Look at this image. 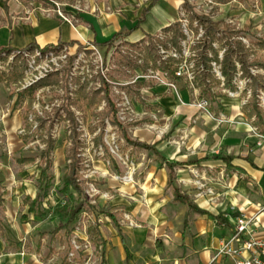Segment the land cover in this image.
<instances>
[{"label": "crops", "instance_id": "0c3cea01", "mask_svg": "<svg viewBox=\"0 0 264 264\" xmlns=\"http://www.w3.org/2000/svg\"><path fill=\"white\" fill-rule=\"evenodd\" d=\"M56 1L64 5L62 9L65 13L76 18L75 26L55 15L46 14L41 10L39 2L0 0V50L8 48L17 51L32 46L47 49L56 45L83 46L86 43L101 46L117 35H122L121 38L128 44H137L148 36L158 35L178 23L183 10L182 0ZM77 1L81 2L83 7L80 12L72 8ZM179 90L185 101L190 100L191 96L197 97V94L188 92L182 84L179 85ZM163 96L156 101L155 105L160 106L157 109L165 110L167 113L175 111L177 115L185 116L187 120L194 117L197 120L207 118L197 106L183 108L177 105L178 99L173 93L164 92ZM224 100L221 98L219 102L225 110L223 108L222 112L215 111L214 115L229 121L239 113L236 114L228 108ZM240 115H244L243 112ZM218 129H224L223 123L213 125V132L210 133V137H213L210 142V153L204 156L193 155L184 158L185 155L180 154V158L174 161L163 156L159 150L160 144L145 143L149 146L155 145L160 155L152 150L135 147L144 153H154L162 162L159 164V172L162 174L160 173L161 177L157 181L155 172L146 173L148 183L138 185L143 192L142 195L136 194L137 190L130 193L118 190L119 194L112 201L111 214L116 216L119 212H129L130 224L126 227L121 226L117 219L120 233L106 217L112 225L106 226L108 237L101 231L106 243L101 263L104 260V264H235V260L217 258L216 254L220 246L233 236V219L239 212L254 216L258 209L264 206V148H258L250 153V147L255 142H252L245 129L229 137H220L216 132ZM213 156H226L233 161L228 164L222 160H204ZM194 159L201 161V164L186 165ZM168 165L177 166L174 171L180 194L187 197L193 206L204 211V214L193 212L187 204L174 200L173 191L168 187ZM215 167L218 170H214ZM208 169L210 173L214 170L222 178L226 172L230 173L234 188L240 180L244 184V188L238 190L240 193L238 192L239 195L230 208L203 207L198 204V200L183 192V185L188 183L186 179L188 172L194 173L197 170L198 173L207 174ZM151 181L157 182L154 187L149 186ZM205 203L208 205V202ZM22 207L27 208L23 206V201ZM2 212L11 213L6 200ZM138 213H141L143 218L138 216ZM97 216L100 217L101 214ZM98 222L96 223L99 225ZM7 238L12 242L22 243L8 236ZM22 249L23 244L20 249L10 247L0 236V264H44L38 254L23 253Z\"/></svg>", "mask_w": 264, "mask_h": 264}, {"label": "rangeland", "instance_id": "374dc122", "mask_svg": "<svg viewBox=\"0 0 264 264\" xmlns=\"http://www.w3.org/2000/svg\"><path fill=\"white\" fill-rule=\"evenodd\" d=\"M221 5L214 10L216 21L225 22L233 29L246 30L251 27L252 35L264 36V0H228ZM247 41L249 42L248 39ZM148 42L155 46L154 42ZM221 46L219 45V48ZM134 50L139 51L137 47H134ZM139 53L141 54V52ZM145 58H147L146 54ZM149 59L154 60L151 57ZM121 67L123 68V66ZM118 70L120 81L129 79L130 76L124 70L121 71V68ZM154 84L152 81L149 86L153 87ZM182 86L186 85L183 83ZM238 86L243 89L240 83ZM78 88L77 85L74 90H78ZM222 90V87H218L216 92H222ZM157 92L162 93L161 91ZM188 92L193 93V90L188 89ZM231 94L233 95L230 96L229 92L226 93L224 103L239 115L229 121L214 115L215 111L222 112V110L218 104L213 103L209 111H202L207 117L205 120H197L196 117L187 120L185 116H179L175 111L168 113L162 109L150 111L135 103L133 106L134 113L129 112L123 116L127 134L133 142L160 144L159 150L163 156L168 160L175 161L180 158V154L187 158L210 153V142L213 139L210 137V133L213 132V125L223 123L224 129L216 131L220 137L237 135V133L242 132V129H245L248 136H251L252 142H255L250 147L249 152L252 153L258 149L257 138L250 131L252 124L244 115H240L245 98L241 96V92ZM62 95L59 89L50 91L39 103L36 101L24 103L20 110H13L5 122L0 123V182H2V192L7 206L11 210V213L8 214L0 211L1 225L9 238L22 242L23 253L38 254L44 264L60 263V254L64 250L58 240L51 243L49 233L56 228L59 222V215L55 211L57 206L56 189L61 185L62 178L66 173L65 149L69 146L66 134L68 128L63 122L56 123L53 135L57 140L58 149L53 155L54 188L43 204V208L47 210V217L45 219L35 218L33 215H28V209L22 207V201L27 195L34 198L37 196V180L40 176V171L37 169L40 156L38 148L43 149L45 145L41 139L37 138L32 140L30 144L26 143L25 136L34 130L35 124L28 123L24 119V115L28 111L38 112L37 110L43 113L47 107L50 111L53 106L62 103L59 99ZM200 101L199 97L192 96L190 100L185 101L182 96V103L177 100V105L189 108L196 106V103L198 104ZM151 102L150 106H156L155 99ZM7 105L12 107L10 106L12 100L8 86L0 85V110L7 109ZM221 106L225 110L222 104ZM82 113L84 114V128L86 130L83 135L85 143L83 157L87 168L83 180L85 181L86 192L92 200V204L96 206V213L94 215L82 214L71 225L75 239L84 242L83 244L76 243L77 250L82 255L79 257V254H76L72 264H100L102 247L92 243L88 228L99 221L101 231L108 237L109 232L106 226L112 225V223H109L104 215L98 217L97 214L112 212V201L119 194L118 190L126 193L137 190L136 194L142 195L143 192L138 185L148 183L146 174L148 171L155 172L156 180L159 181L161 177L159 164L162 162L157 159L154 153H144L128 145L116 130L111 132L107 130L105 133L104 142L109 147L113 157V161L108 160L103 149L96 146L95 138L100 133L97 129L100 125L94 116L93 109L85 108ZM49 126L48 123L44 125L43 134H46ZM20 158H35L36 163L27 166L19 165L17 160ZM214 170H218V168L215 167ZM214 170L213 173H210V169H208L207 174L198 173L197 170L194 173L188 172L186 177L188 183L182 184V190L184 193H188L192 199L198 200V204L203 207L209 209L230 208L240 193L238 190L244 188V184L240 180L234 188L230 173L226 172L222 178ZM156 183V181H151L149 186L153 185L154 187ZM246 190H248L247 187ZM205 202H208V205ZM128 215L129 212L126 211L116 213L121 226L126 227L130 224ZM137 215L143 218L141 213ZM50 250H53V253Z\"/></svg>", "mask_w": 264, "mask_h": 264}, {"label": "built area", "instance_id": "2783aa9c", "mask_svg": "<svg viewBox=\"0 0 264 264\" xmlns=\"http://www.w3.org/2000/svg\"><path fill=\"white\" fill-rule=\"evenodd\" d=\"M183 10L181 19L178 23L181 24L182 32L185 39L181 41L180 47L177 48L172 39L173 33L164 31L158 35L153 36V42L157 50L159 59L157 65L160 66L162 62L168 60H175L177 62L176 77L178 80H172L170 76L163 72L159 68H155V60H150V47L151 43L148 40H144L137 44H128L123 38H118L111 44L107 45H94L86 43L83 46L77 45H56L47 49H24L11 52L0 53V72L4 75V82L2 85L8 86L10 96L13 95L12 107L7 105V109L0 110V123H4L10 116L11 112L15 110V104L18 99V95L21 92L27 91L42 80L51 76L59 78L58 85L47 86L40 89L37 92L36 99L34 101L40 102L45 98V95L50 91H56L59 89L63 94L60 96L61 104L64 103L65 90L64 85L67 82L70 88V96L73 99H79L81 91L85 94L92 96L94 93L101 92V96H104V88L108 87L111 93V97L118 108V117L123 126L126 127L123 116L134 113L133 106L138 103L141 107L147 109L152 103L151 101H159L161 95L165 92L173 93L174 96L182 103V96L179 90V84H185L187 89H192L194 94L201 99L196 104L197 108L202 111H209L211 109V102L207 99L201 98V90L197 86L196 58L197 52L194 48L204 38L205 30L199 24L198 17H206L215 22L214 10L216 7H221L219 0H182ZM226 2L228 0H225ZM40 8L48 15H55L64 22H68L75 26L76 18L68 15L62 9L63 4L56 0H44L39 3ZM73 10L80 12L83 10L81 2L77 1L73 5ZM194 18L193 22L191 21ZM239 29V28H237ZM240 40L249 48V42L245 38ZM135 45L139 51L134 50ZM219 51V62H211L213 73L216 78L221 82L220 87H224L225 79L221 74V61L223 60L225 50L218 44L214 45ZM141 52V54L139 53ZM145 54L146 57L145 58ZM153 58V57H151ZM133 63V64H132ZM119 64L120 67H119ZM126 64V65H125ZM128 64V65H127ZM136 65V67H134ZM23 75L14 81H11L10 77L17 69H22ZM123 66V68L121 67ZM124 70L130 77L126 81L119 80L118 69ZM253 74L259 73L256 70H252ZM242 73L238 74L236 84L243 86V89L239 88L238 92H242L246 89L249 80L241 79ZM154 81V86H149L150 82ZM142 84L141 87L138 85ZM78 85V90L74 87ZM157 91H163L159 94ZM232 92L228 90H222L223 94ZM252 93L248 90L245 103L251 98ZM62 97V98H61ZM32 101V102H34ZM30 101H24L27 103ZM259 106L264 110V92L260 91L258 94ZM61 104L53 106L50 111L48 107L45 112H31L29 114L28 123L35 124V131L39 127L37 116L45 118L46 113L52 114L55 107H59ZM243 105V106H244ZM21 106V108H22ZM107 108V102L103 101L100 105L94 106L92 109L94 114L104 112ZM87 109V108H86ZM79 122V130L83 135L86 133L84 126V114L72 109ZM63 114V113H62ZM34 115V117H33ZM98 124H99V118ZM36 122V123H35ZM69 129V122H63ZM251 123V122H250ZM252 124V123H251ZM56 127V125H55ZM99 132L101 127L99 126ZM113 130L118 131L116 127H113L109 121H106V131ZM251 133L257 138L256 145L258 148H264V135L252 125L250 127ZM30 132V133H31ZM119 132V131H118ZM84 142V141H83ZM85 145V143H84ZM95 197V196H94ZM234 234L227 241H225L217 251V258H230L235 260V264H264V206L258 209L257 214L249 215L246 212L240 211L239 215L233 219ZM77 239H73V245L78 249L76 242ZM74 254H71L70 258L73 259Z\"/></svg>", "mask_w": 264, "mask_h": 264}, {"label": "trees", "instance_id": "16d2710c", "mask_svg": "<svg viewBox=\"0 0 264 264\" xmlns=\"http://www.w3.org/2000/svg\"><path fill=\"white\" fill-rule=\"evenodd\" d=\"M26 2H41L44 0H24ZM221 3H226L225 0H219ZM194 18H192L193 22ZM199 24L205 30L204 38L194 48L197 52L196 58V75H197V86L201 90V98L209 100L213 104H218L220 109H223L219 99L225 98L226 94L222 92H216V89L220 87L221 82L216 78L213 73L211 62H219V51L214 46L215 44L222 45L221 47L225 50L223 60L221 61V74L225 79L224 90H228L232 93L238 92L239 88L236 84L238 74L241 72V79L249 80L246 89L242 92L244 98L247 97L248 90L251 91L252 96L247 103L242 107V112L246 119L252 123V125L259 131L260 134L264 135V110L259 106L258 94L260 91L264 92V36L258 37L252 35L250 30L251 27L245 29H233L225 22H215L206 17H198ZM165 33H173V43L181 50L180 43L185 39L182 32L180 23L164 30ZM122 35L114 36L110 41L103 45L111 44ZM240 38L249 40L250 47L248 48ZM146 40L153 42V37L148 36ZM132 47H136L133 45ZM27 49H35L34 46ZM11 52L12 50L6 48L0 50L2 52ZM151 57L155 60V68L161 69L166 72L172 80H178L176 77L177 62L175 60H168L162 62L160 66L157 65L159 56L157 54L156 47L152 44L150 47ZM136 67V65L134 66ZM24 66L22 69H17L10 77L11 81L23 75ZM252 70H256L259 73L253 74ZM59 78L51 76L47 79L42 80L39 84L33 88L21 92L18 95V99L15 104V109H20L24 101H34L36 99L37 92L47 86H55L59 83ZM4 82V75L0 72V84ZM142 84L138 85L141 87ZM65 98L64 103L59 107H55L53 113L50 115L46 113L45 118L37 116L39 127L37 130L31 132L25 136V141L30 144L35 138L41 139L45 145L43 149L38 148L40 151L39 162L37 163V169L40 171V176L37 180V196L35 198L27 196L23 200V206L28 208V214L33 215L35 218L45 219L47 217V210L43 208L45 200L50 196L51 190L54 188L55 177L52 174L54 168L53 155L57 151V140L55 139L53 132L56 123L69 122V129H67V140L69 146L65 149V160H66V173L64 174L61 185L56 189L57 206L55 208L56 213L59 215V222L56 228L49 233L51 236V243L58 240L60 246L64 248L60 254V263L56 264H72L73 259L70 258L71 254H79L81 257L82 253L73 245L74 230L71 225L80 218L83 213L93 214L96 213V206L92 205V200L89 198L88 193L84 187L85 181L83 180L84 172L86 171V161L83 157L85 150L84 142L82 141V132L79 130V122L77 121L76 115L73 112V108L77 111H84L85 108L92 109L94 106L100 105L103 101L107 102V108L104 112L94 114L96 118H99V125L101 132L95 138L96 146L101 147L104 151V155L108 160L113 161V157L110 153L109 147L104 142L106 121L116 127L122 138L132 147L139 149L154 151L157 155H160L154 146H149L142 142H133L128 134L127 129L119 120L118 108L114 103L111 93L108 87L104 88L105 94L101 96V92L94 93L92 96L85 94L81 91L79 99H73L70 96V88L67 82L64 85ZM13 95L10 96V99ZM160 106H148L147 109L153 111ZM28 111L24 115V119L28 120ZM63 113V114H62ZM50 124L46 134H43L44 125ZM222 160L230 164L233 160L226 156H213L207 157L204 160L208 161ZM19 165H31L36 163L35 158H20L17 160ZM201 161L191 160L186 165H200ZM176 165H168L169 177L168 187L172 189L174 200L177 202L185 203L189 208L196 213L204 214L205 212L193 206L191 201L182 196L177 188L176 174L174 168ZM64 200V201H63ZM5 199L2 192V182H0V211L4 210ZM101 215L108 217L115 225L117 230L121 233L119 223L114 214L109 212H101ZM98 214V215H100ZM2 220L0 217V236H2L8 246L16 247L20 249L22 243H16L9 240L5 234L4 229L1 226ZM88 233L91 236L92 243L95 246L103 247L105 250L106 243L103 238V234L100 230L99 225L90 226ZM79 244H83L82 240L76 241ZM53 253V250H50ZM103 260L101 264H104Z\"/></svg>", "mask_w": 264, "mask_h": 264}]
</instances>
